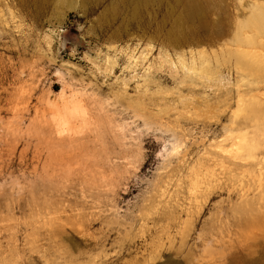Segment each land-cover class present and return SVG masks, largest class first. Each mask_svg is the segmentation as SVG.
Here are the masks:
<instances>
[{
	"label": "rangeland",
	"instance_id": "rangeland-1",
	"mask_svg": "<svg viewBox=\"0 0 264 264\" xmlns=\"http://www.w3.org/2000/svg\"><path fill=\"white\" fill-rule=\"evenodd\" d=\"M262 10L0 0V264H264Z\"/></svg>",
	"mask_w": 264,
	"mask_h": 264
},
{
	"label": "bare ground",
	"instance_id": "bare-ground-1",
	"mask_svg": "<svg viewBox=\"0 0 264 264\" xmlns=\"http://www.w3.org/2000/svg\"><path fill=\"white\" fill-rule=\"evenodd\" d=\"M249 24H251V25H254V26H258L259 28H261V29H263L264 30V11L262 10V11H258V12H256V13H254L253 14V16L249 19ZM238 40H239V42H241V43H254L255 42V38H253V37H249V36H246V35H240L239 37H238ZM264 68V63L263 62H260V61H258V60H256V59H252L251 61H248V62H246V68H248V69H253V68ZM207 70H209V69H207ZM202 71V70H201ZM256 78H258V77H256ZM253 79V78H252ZM242 80V79H241ZM240 80V81H241ZM248 80V79H247ZM260 80V79H259ZM254 82H256V81H254ZM253 82V83H254ZM252 83V84H253ZM254 84H256V83H254ZM257 85V84H256ZM255 85H253L252 87H254ZM249 88V87H248ZM254 88H257V87H254ZM245 90V89H244ZM59 92V91H58ZM59 93H61V92H59ZM58 93V94H59ZM243 93V92H242ZM245 93H246V91H245ZM60 95H63V94H60ZM240 96H241V94H239ZM244 95V94H243ZM246 95V94H245ZM242 98H243V96H241ZM238 98H240V97H237V100L239 101L240 99H238ZM245 98V97H244ZM243 98V99H244ZM245 100V99H244ZM248 100V99H247ZM262 101H261V99H260V97H259V95L258 94H255L254 96H252L251 97V100H249V104L251 105V109L252 110H255V111H257V110H260V111H262V112H264V105H263V103H261ZM240 126V125H239ZM238 125H237V127H239ZM240 135V134H239ZM245 135V134H244ZM246 136V135H245ZM239 138H241V136H238ZM243 137V136H242ZM238 138V139H239ZM244 140V139H243ZM245 142V141H244ZM246 143V142H245ZM242 144V143H241ZM242 147H243V144H242ZM249 147H250V145H249ZM245 150H248V153L249 154H253V153H251V151H250V149H245ZM234 154V153H233ZM232 155V154H231ZM230 155V156H231ZM234 156V163H237V161L236 160H238V162H241L242 163V159H240L241 158V155H239L238 153L236 154L235 153V155H233ZM252 157V156H251ZM256 157V156H255ZM233 158V157H232ZM245 158V157H244ZM246 159V158H245ZM254 159V158H253ZM247 160V159H246ZM231 161V160H230ZM256 161V160H255ZM244 162V161H243ZM247 162V161H246ZM236 165H238V163L236 164ZM5 261H6V258H3ZM16 262V261H15Z\"/></svg>",
	"mask_w": 264,
	"mask_h": 264
}]
</instances>
